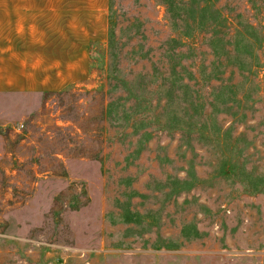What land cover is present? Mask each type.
<instances>
[{
	"label": "rangeland",
	"instance_id": "1",
	"mask_svg": "<svg viewBox=\"0 0 264 264\" xmlns=\"http://www.w3.org/2000/svg\"><path fill=\"white\" fill-rule=\"evenodd\" d=\"M93 1L62 73L0 0V264H264V0Z\"/></svg>",
	"mask_w": 264,
	"mask_h": 264
},
{
	"label": "crops",
	"instance_id": "2",
	"mask_svg": "<svg viewBox=\"0 0 264 264\" xmlns=\"http://www.w3.org/2000/svg\"><path fill=\"white\" fill-rule=\"evenodd\" d=\"M30 5V4H26ZM16 9H29L21 4ZM42 72L75 73L85 72L87 56L90 53L87 44L79 42H92L96 34V18L100 21V31L105 26L103 17L105 5L93 0H42ZM97 11V13H96ZM27 13L22 14L24 18ZM103 17V18H102ZM59 61L52 63V58ZM81 57L82 63L77 62ZM47 66V67H46ZM51 67V68H49ZM87 70V69H86ZM38 72H41L38 69Z\"/></svg>",
	"mask_w": 264,
	"mask_h": 264
},
{
	"label": "trees",
	"instance_id": "3",
	"mask_svg": "<svg viewBox=\"0 0 264 264\" xmlns=\"http://www.w3.org/2000/svg\"><path fill=\"white\" fill-rule=\"evenodd\" d=\"M114 26H115V21L113 19V16H111V17L109 16V27H110V31H111V38H112V35L114 32V30H113Z\"/></svg>",
	"mask_w": 264,
	"mask_h": 264
}]
</instances>
